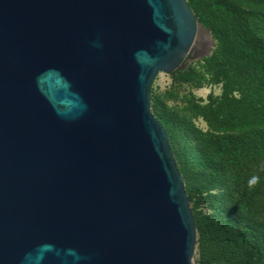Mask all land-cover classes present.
Masks as SVG:
<instances>
[{
    "label": "water",
    "instance_id": "obj_1",
    "mask_svg": "<svg viewBox=\"0 0 264 264\" xmlns=\"http://www.w3.org/2000/svg\"><path fill=\"white\" fill-rule=\"evenodd\" d=\"M205 43L186 0H0V264H194L150 92Z\"/></svg>",
    "mask_w": 264,
    "mask_h": 264
},
{
    "label": "trees",
    "instance_id": "obj_2",
    "mask_svg": "<svg viewBox=\"0 0 264 264\" xmlns=\"http://www.w3.org/2000/svg\"><path fill=\"white\" fill-rule=\"evenodd\" d=\"M186 1L216 42L203 59L221 95L189 108L188 114L205 122V132L188 114L156 99L152 88L151 111L167 134L189 204L209 211L190 208L197 263L264 264V0ZM170 76L189 78L187 69ZM261 160L263 170L250 171ZM252 176L260 179L249 189Z\"/></svg>",
    "mask_w": 264,
    "mask_h": 264
},
{
    "label": "rangeland",
    "instance_id": "obj_3",
    "mask_svg": "<svg viewBox=\"0 0 264 264\" xmlns=\"http://www.w3.org/2000/svg\"><path fill=\"white\" fill-rule=\"evenodd\" d=\"M197 38V40L203 38V32L201 29L198 31ZM210 38L212 40V45L205 43V48H201L198 53L199 56L208 53V57L214 50L216 42L211 34ZM203 58L186 61V67L184 70L187 69L188 71V82L181 80L176 81L172 79L170 75L164 73L158 74L151 85L153 96L180 115H183V113L188 114L189 108H191L194 104H206L210 94L216 97L220 96L221 84H213L210 81L213 72L206 68ZM199 83L202 84L201 87H197ZM190 113L191 112L188 114V118H190L198 128L205 132L207 129L205 122L199 117H193ZM258 168L263 170V160L251 165L250 171H254ZM243 189L245 190V185L243 186ZM259 199V213L263 216L264 189L261 191ZM189 205L190 208L194 209V212H200L203 214L209 213L205 205L196 206L195 203H191ZM198 258V255L193 256L194 264H198Z\"/></svg>",
    "mask_w": 264,
    "mask_h": 264
},
{
    "label": "clouds",
    "instance_id": "obj_4",
    "mask_svg": "<svg viewBox=\"0 0 264 264\" xmlns=\"http://www.w3.org/2000/svg\"><path fill=\"white\" fill-rule=\"evenodd\" d=\"M259 176H252L249 180H248V187L249 189L254 188L257 183L259 182Z\"/></svg>",
    "mask_w": 264,
    "mask_h": 264
},
{
    "label": "bare ground",
    "instance_id": "obj_5",
    "mask_svg": "<svg viewBox=\"0 0 264 264\" xmlns=\"http://www.w3.org/2000/svg\"><path fill=\"white\" fill-rule=\"evenodd\" d=\"M206 38V36H205V34L203 33V38H201V39H205Z\"/></svg>",
    "mask_w": 264,
    "mask_h": 264
}]
</instances>
